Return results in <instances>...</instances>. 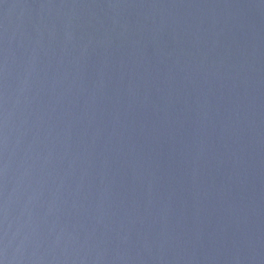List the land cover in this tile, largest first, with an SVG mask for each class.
I'll list each match as a JSON object with an SVG mask.
<instances>
[{"label":"water","instance_id":"1","mask_svg":"<svg viewBox=\"0 0 264 264\" xmlns=\"http://www.w3.org/2000/svg\"><path fill=\"white\" fill-rule=\"evenodd\" d=\"M0 264H264V0H0Z\"/></svg>","mask_w":264,"mask_h":264}]
</instances>
